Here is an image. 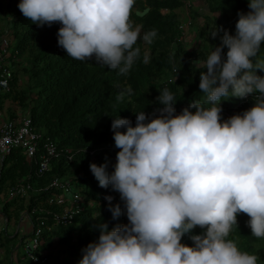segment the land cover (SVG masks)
Segmentation results:
<instances>
[{
    "label": "clouds",
    "instance_id": "9594fccd",
    "mask_svg": "<svg viewBox=\"0 0 264 264\" xmlns=\"http://www.w3.org/2000/svg\"><path fill=\"white\" fill-rule=\"evenodd\" d=\"M135 2L21 0L18 8L37 27L59 22L58 46L68 57L94 59L127 75L140 55L137 42L151 44L157 35L156 30L141 35V27L133 25ZM248 7L237 13L235 35L222 26L211 33L220 45L200 73L203 99L176 115L175 95L165 87L157 97L163 107L150 122L144 111L136 113L134 127L128 119H113L120 149L114 171H107V162L89 167L101 188L120 194L129 224L111 231L100 224L98 242L82 249L79 264H258L257 255L228 239L241 213L250 218L252 236L264 238V76L256 74L264 71V58L254 61L264 44V0H248ZM181 32L186 39V30ZM253 93L258 95L249 110L221 115L222 99ZM105 199L117 219L120 205L112 204V196ZM197 226L206 231L190 236L194 246L182 244Z\"/></svg>",
    "mask_w": 264,
    "mask_h": 264
},
{
    "label": "trees",
    "instance_id": "16d2710c",
    "mask_svg": "<svg viewBox=\"0 0 264 264\" xmlns=\"http://www.w3.org/2000/svg\"><path fill=\"white\" fill-rule=\"evenodd\" d=\"M187 1L191 2V6L194 4L193 0H136L130 17L133 25L141 27V35L151 30H156L157 35L151 44L143 40L137 42L135 47L140 49L139 58L127 75H120L118 70L96 64L94 59L81 62L68 57L66 51L58 46L57 33L62 27L59 22L51 27H37L20 12L18 4L21 0H0V22L11 23L17 49L28 65L21 73L29 79L26 86L20 87L19 72L15 75L11 92L0 95V110L4 109L7 101L17 103L22 111L29 114L36 130L76 153L73 163L66 157L55 160L51 172L39 178L34 176L31 182L34 187L42 188L56 178L82 175L77 184L84 188L83 194L90 201L88 209L76 216L73 225L55 226L51 237L47 232L44 234L45 243L41 251H51L56 245L65 247L71 257L65 264L79 263L83 257L82 249L98 241L100 224L106 223L109 231L118 225L129 224L120 194L111 186L101 188L89 167L92 163L99 166L107 162V171H114L120 149L115 147L113 139V119H128L134 127L136 113L144 111L148 117L146 122H150L159 116L156 110L163 107L157 97L165 87L175 95L176 115L181 114L192 101L203 99L204 94L199 89L200 73L206 72L204 62L207 56L220 45L219 36L214 39L211 33L215 27L222 26L235 35L237 13L250 10L248 0H205L208 13L203 15L188 8ZM147 8L150 12L145 17L136 15V12ZM179 10L187 11L191 24L198 27L196 37L200 43L194 53L188 51L185 35L179 29ZM199 20L203 21L202 25H198ZM223 51L226 58L227 48ZM262 58L264 44L254 61ZM166 73H169V79H165ZM256 74L264 76V71L257 70ZM120 93H124L123 99L117 101ZM254 104L255 98L248 101L237 97L222 99L221 115L229 113L232 117L242 114ZM9 116L14 119L16 113L9 109ZM90 151H95V157L90 156ZM30 173L33 169L23 153L13 151L2 165L0 196ZM40 195L43 200L46 199V194ZM107 196L114 198L113 205L121 207L122 214L117 219H113L108 210ZM35 198L37 195L27 202L8 201L2 213L7 220L15 217L18 222L23 212L35 206ZM249 219L246 214H239L237 226H233L228 239L235 240L242 251L257 255L258 264H264V238L252 236ZM44 225L53 226V223L48 221ZM205 231L197 226L182 237L181 243L193 247L190 236L202 235Z\"/></svg>",
    "mask_w": 264,
    "mask_h": 264
},
{
    "label": "built area",
    "instance_id": "2783aa9c",
    "mask_svg": "<svg viewBox=\"0 0 264 264\" xmlns=\"http://www.w3.org/2000/svg\"><path fill=\"white\" fill-rule=\"evenodd\" d=\"M190 24L189 18L184 19L180 30L185 32ZM21 65L23 66V59L17 49L11 23L8 21L0 24V95L11 92L12 81L18 69L24 67ZM256 95L258 93H253L244 99L248 101L256 98ZM15 113L16 118L10 119L0 111V172L5 158L15 150L23 153L33 169V173L7 190L9 201L27 202L37 195L34 199L35 206L22 214V218L31 223V230L22 241L25 253L23 258L30 264H58L49 251H41L45 243V232L51 237L55 226L73 225L76 216L88 209L90 201L83 194L84 188L77 184L82 175L56 178L46 187H34L31 182L34 176L39 178L51 172L53 161L62 157L73 163L76 153L70 148L61 147L58 142L36 130L29 114L21 108ZM89 153L91 157L95 155L94 151ZM42 193L46 194L45 200L41 198ZM48 221H52L53 226L45 227L44 223Z\"/></svg>",
    "mask_w": 264,
    "mask_h": 264
},
{
    "label": "rangeland",
    "instance_id": "374dc122",
    "mask_svg": "<svg viewBox=\"0 0 264 264\" xmlns=\"http://www.w3.org/2000/svg\"><path fill=\"white\" fill-rule=\"evenodd\" d=\"M193 3L194 4H193V8L192 9L194 11H197V13H199V14L207 15L208 9H207V5H206L205 0H193ZM186 12L187 11H183V10H179L178 11L181 20L189 17ZM4 23H5L4 21L0 22V24H4ZM202 24H203V21L199 20L198 21V25H202ZM197 30H198L197 26L196 27L195 26H191L189 29L188 28L186 29V39H185V41H186V44L188 46L187 49L191 53H194V51L198 48L199 43H200L199 40L196 37V31ZM147 59H149V53H147ZM23 66L24 67L28 66L25 57L23 58ZM23 66L21 65V67H23ZM18 72H19V79H20L19 86L20 87L26 86L28 81H29L28 77L21 73L20 68L18 69ZM169 78H170L169 73H166L165 79H169ZM20 108L21 107L17 103H14L12 101H7L6 104H5V110L3 112H4V114L6 116H8L9 109H12L14 112H17V111H19ZM3 200H5V195L4 194L0 197V206L2 205L1 201L3 202ZM7 200H8V198H7ZM15 208L16 207H14V209ZM13 219H14V221H16L15 217ZM1 226H3L2 229H1ZM0 229H1L0 231L2 233V242L4 243V245L7 244V247H9L10 246V242L7 240V236H10L12 227L9 225V227H8L9 232L6 233L5 228H4V223H3L2 225H0ZM13 229H14V232L11 234V236L15 234L16 227L14 225H13ZM21 237H22V234H20L19 237L17 238V244L18 245L20 243L19 239H21ZM96 242H98V241H96ZM18 252H19V255H21V254L23 255V249L21 247H20V249H18ZM49 253H50V256L52 257V259L54 261H56L58 264H65V263H68L71 260L70 259L71 257L69 256V253H68V250L65 247H63V246L56 245L53 250L49 251ZM22 263L26 264V262H22ZM8 264H10V263H8Z\"/></svg>",
    "mask_w": 264,
    "mask_h": 264
},
{
    "label": "crops",
    "instance_id": "0c3cea01",
    "mask_svg": "<svg viewBox=\"0 0 264 264\" xmlns=\"http://www.w3.org/2000/svg\"><path fill=\"white\" fill-rule=\"evenodd\" d=\"M5 110V106L2 111L3 115ZM10 118L9 114L8 116H6V118ZM11 119V118H10ZM6 197V194H4ZM2 196V195H1ZM0 196V197H1ZM9 200H3V202L1 201L2 205L0 206V225H2L4 223V228L6 233L9 232L8 227L9 225L12 227L11 230V234L14 232L13 229V225L16 227L15 230V234L11 236L7 237V240L10 242V246L7 247V244L4 245V243L2 242L1 238H2V233L0 231V264H23L22 262H26V264H30L28 261L24 260V248L22 246V241L24 239V237L27 235V233H29V231L31 230V223L30 221L23 219L22 216L20 217V220L18 222L14 221V219H12L11 221L7 220V218L3 215L2 213V208L3 206L6 204V202H8ZM3 222V223H2ZM8 225V226H7ZM3 228V226H1V229ZM0 229V230H1ZM22 234V237L20 240L19 245L17 244V238L19 237V235ZM20 247L23 249V255H19L18 249H20ZM6 250H5V249ZM9 255V256H8Z\"/></svg>",
    "mask_w": 264,
    "mask_h": 264
},
{
    "label": "water",
    "instance_id": "95a60500",
    "mask_svg": "<svg viewBox=\"0 0 264 264\" xmlns=\"http://www.w3.org/2000/svg\"><path fill=\"white\" fill-rule=\"evenodd\" d=\"M150 12V9H145L143 12H136V15L138 16V17H140V18H143V17H145L148 13Z\"/></svg>",
    "mask_w": 264,
    "mask_h": 264
}]
</instances>
